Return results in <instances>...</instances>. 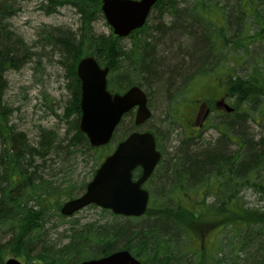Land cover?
<instances>
[{"label":"trees","instance_id":"1","mask_svg":"<svg viewBox=\"0 0 264 264\" xmlns=\"http://www.w3.org/2000/svg\"><path fill=\"white\" fill-rule=\"evenodd\" d=\"M22 1L28 0L0 2V98L3 96L2 71L21 69V58L31 59L23 38L5 33V28L1 25L4 15L9 16L14 10L17 11V5ZM224 1L227 0H159L152 14L157 11L159 17L163 14L174 15L180 2H189L191 10L198 15L197 19L203 20L215 32L226 33L228 24L225 15L229 5L221 6ZM235 1L245 22L239 39V46L244 47V52L230 61L244 66L250 56H255L253 44L264 40V0ZM46 2L51 11L70 6L83 17L84 27H81L78 38L76 34L71 35L60 28L64 38L55 44L67 62V77L71 80L68 90L72 95L65 109V118L73 119L71 124L75 131L73 140L70 139V147H77L79 154L91 153L94 156L92 177L118 143L141 127H137L131 120L130 125L121 131L127 117H131L130 113L125 115L108 145L99 148L90 145L87 136L79 129L82 115L81 80L77 76V66L86 56H94L101 67L110 68L108 90L112 94H122L130 85L140 84L155 89L156 95L163 102L171 95L169 98L173 100V109L178 116L174 122L177 124L176 128L183 129L184 137L179 147L173 151L176 157L171 161L167 158L168 152L160 140L158 130L153 127L148 129L156 137L162 160L147 182L151 203L144 216L123 217L103 210L104 213L111 214L112 222L87 223L67 236L69 242L64 248L59 251L44 249L42 253L32 251L33 243L38 242V239L32 238L31 233L35 229L34 220L33 226L30 222L31 212L36 213L41 220L43 217L47 220L51 199L57 198L58 215L65 219L60 214L62 198L70 200L80 196L87 183L71 181L65 185L44 178L40 173V167L46 162L37 161L43 158L41 156L44 153L53 152L59 140L58 133L50 132L47 136L42 134L38 148L26 143L17 145L11 141L12 128L8 118L0 117V161L3 168L0 221L17 240L11 246L0 248V264H5L9 256L21 259L24 264H79L86 259L105 257L118 250L130 251L143 264H264V252L260 253L264 251V206H250L245 200L246 192H250L264 203L262 57L252 63L250 70L246 68L245 75L235 81L231 78L233 67L228 57L221 58L225 60L214 67L200 66L202 71L189 77L190 72L203 60L207 48L206 38L196 32L195 28L178 30L181 38L191 34L188 45L179 44L178 41L170 46L164 45L167 51L162 57L147 55L145 51L150 44L147 41L150 37L147 26L130 36L129 47L123 45V39L112 33L106 36L94 32L92 23L104 18L102 0ZM214 14L218 20L211 18ZM214 39L217 53H220L224 47V36L217 35ZM177 47L178 51L175 50ZM141 68L142 72L148 70L146 74L143 72L146 80L141 78ZM187 78L189 80L185 82ZM209 84L211 87L208 90L206 87ZM174 90L177 94L172 95ZM219 91H223L225 96L216 101ZM190 93L198 95L188 100ZM204 99H207V103L208 99H212L208 103V109L211 114L216 113L218 124H203L202 131L195 133L192 132L195 128L192 125L195 122V110L198 105L201 104L202 107L205 104ZM222 100L228 104L230 102L233 108L231 113L217 107ZM182 103L186 107L193 104L191 110L183 113ZM250 122L260 129L258 135L248 132L247 125ZM190 128L192 133L187 134L186 130L189 131ZM212 129L215 130L213 139L216 141L207 142L204 134ZM225 141L238 144L237 152L229 151ZM17 148L19 152L15 151L16 154L13 155L12 151ZM236 158H239V167L234 163ZM139 175L140 169H137L134 176ZM7 177H11L10 181ZM155 194L159 200L154 198ZM31 202L38 209L30 205ZM226 228H232L234 234L229 237L226 246L221 243L217 246L215 237L220 230ZM194 238L201 242L197 249L192 246ZM239 252L245 253L246 259H242Z\"/></svg>","mask_w":264,"mask_h":264},{"label":"rangeland","instance_id":"2","mask_svg":"<svg viewBox=\"0 0 264 264\" xmlns=\"http://www.w3.org/2000/svg\"><path fill=\"white\" fill-rule=\"evenodd\" d=\"M20 7L21 11L18 15L10 19V25L13 28V31L21 35L26 41H36V33L42 27L54 26L70 29L72 31H76L79 27L78 16L71 8H64L60 10L59 13L48 16L41 9L40 4L37 1L24 2ZM159 18L160 17L158 16L157 11H154L150 25L157 24L159 22ZM211 18L213 20H218V17L215 14L212 15ZM94 30L96 34L109 35L111 27L108 25L105 18H101L97 23H95ZM123 45L129 47L130 41L127 39L124 40ZM253 45L255 56H250V58L245 61L246 63L248 62V64L245 63L244 65V67L248 68V70H250L253 62L258 61V58L262 57L264 61V40H258L257 43H254ZM257 48H260L261 50L256 52ZM159 53L160 54L158 55H165L164 52ZM36 59L40 60V62L37 64H28V67L22 69L21 71L11 70L8 74L10 88L5 95V98H7L16 109L12 118V123L19 130L24 131L32 142L36 141L37 134L40 132L41 127L54 129L59 134V140L62 138L65 139L67 137L65 136V133H67L68 130H73L71 122L66 121L63 117L65 106L70 99V93L67 88L68 81L64 78L65 68L61 66V63H59V55L52 53L51 51L42 53V55ZM210 87L211 85L209 84L206 88L209 90ZM197 95L198 93H190L188 95V100L195 98ZM216 96H218L216 99L217 101L222 99L225 94L223 91H219ZM211 100L212 99H208V103H210L209 101ZM206 101L207 99H204L205 105L201 107L200 104L195 110L193 119L195 122L192 123L195 128L192 132L199 133L202 131L203 128L198 126L201 122L205 125H209L210 123L215 124L216 121L218 122L216 113H212L211 115L210 113L207 115L205 114L207 108L209 107ZM192 105H189L188 107L183 105L181 111L184 113L186 110H191ZM213 105H215L214 102ZM152 107H154L153 119L142 127L141 131H146L152 127L159 128L161 130V119L165 118V112L168 113L169 118L173 121H176V118L178 117L177 113L173 109V106L169 102L164 103L158 94H154L152 97ZM132 119L133 116L130 118L127 117L124 125L121 127V131L130 125ZM166 125L167 124H165L166 133L164 134L161 132V135L165 137L163 138L165 140H163L164 145H168L166 144V137L172 139L174 141L173 144L176 145V143L184 137L183 129L175 127V129L172 130L173 127L167 128ZM249 125L252 127L254 132H260V129L255 123L251 122ZM194 126H191V128ZM191 128L189 131L188 129L186 130L187 134L192 133ZM204 137L205 140H212L215 137V130L212 129L205 133ZM94 166V156L91 153H88V155L79 154L72 156V160L70 161L59 160L55 156L53 158H48V161L44 164V166L40 167V173L43 176L53 179L59 183H65V185H68L71 181L88 183L92 179ZM146 188L149 189L148 185ZM154 196H156L154 198L159 200L156 194ZM64 200L65 199L62 198V201ZM245 200L250 206H255L257 203L256 198L252 193H248ZM56 202L57 198L51 199V209L47 216V223L45 225L46 229L44 236H42L43 238L47 237L65 245L69 242V238H67V236L73 234L77 228L94 221H113V217L110 213H104L102 209L92 206L71 217L62 219L58 215L59 212L57 211L58 207ZM30 205L35 206L34 202H31ZM35 209L38 208L35 206ZM232 230V228H226L217 233V237H215V243L217 246H219L220 243L224 246L229 243V237L234 234ZM2 233L3 235L0 237V241L2 239L11 238V231L9 229H4ZM37 239L38 241L41 240L40 237ZM194 240L195 242H193L192 246L197 249L201 242L199 240L196 241L197 239L195 238ZM41 244L42 242L39 241L37 245ZM37 248L39 251L42 247ZM261 252L264 251H260V253ZM239 255L242 259H246L247 257L245 253L239 252ZM19 260L24 264L21 259Z\"/></svg>","mask_w":264,"mask_h":264},{"label":"water","instance_id":"3","mask_svg":"<svg viewBox=\"0 0 264 264\" xmlns=\"http://www.w3.org/2000/svg\"><path fill=\"white\" fill-rule=\"evenodd\" d=\"M158 0H102V11L116 35L125 37L141 28ZM109 68H102L93 56L78 64L81 80V119L79 129L93 148L109 144L124 116L135 110V125L141 126L152 117L147 93L133 87L123 94L108 90ZM227 112L233 108L224 103ZM209 111L207 112V114ZM155 136L135 131L121 141L98 168L85 192L61 208L64 216H73L90 205L110 210L115 215L141 217L146 214L150 192L144 188L161 160ZM141 174L134 179V171ZM5 264H23L10 257ZM80 264H143L128 250L82 261Z\"/></svg>","mask_w":264,"mask_h":264},{"label":"bare ground","instance_id":"4","mask_svg":"<svg viewBox=\"0 0 264 264\" xmlns=\"http://www.w3.org/2000/svg\"><path fill=\"white\" fill-rule=\"evenodd\" d=\"M3 1H8V0H0V2H3ZM34 1H37L40 4L41 9L48 16L57 14V13H59L60 10H62L64 8L73 9L74 12L76 13V15L78 16V20H79L78 29L76 31H72V30L66 29V28H61V29L67 30L71 35L76 34L75 36H77V38L80 36L81 27H84V25H83V17L77 12V10L72 8V7H70V6H63V7H58L55 11H51L47 7L46 0H28V1H22V2L18 3L17 11L14 10L13 14H11L9 16L4 15L5 18H4V21L1 23V25L3 24V26L5 28L4 29L5 33H10V34L13 33V34H15L17 36L22 37L17 32L13 31V28L10 25V19H12L13 17L18 15V13L21 11V7L20 6H21L22 3H24V2H34ZM12 4L15 5L16 3L12 2ZM224 5L225 6L229 5V6H227V11L228 12L225 15L226 22L228 24V26H227L228 27V31L226 33L215 32L212 29H210V27L207 24H205L203 22V20L197 19L198 15H197V13L194 10H191V6L192 5L189 2H180L179 9L176 11V13L174 15L167 16V15L163 14L159 18V22L157 24L150 25L151 18H152V15H153L152 11L154 10V7H155L154 6L152 11H151V13H150V15L148 16L145 24L141 28L133 30L129 35H127L125 37H120V36L116 35L115 32H114V28L108 23V21L105 18V16H104V18H105L106 22L108 23V25L111 27L110 34L112 33L116 37L123 39V42L126 39L129 40L130 41V45H131L130 36L134 32H136L138 30H141V29H143L144 27L147 26L148 27L147 33L150 34V37H149V39H147V41H149L150 44H149V46H148V48L146 49L145 52L147 53V55L150 54V55H154V56H157L158 54H160L159 52H164L165 53V51H167L166 50L167 47L164 46V45L170 46L172 44L178 43V41H179V44L188 45L191 42V37H192L191 34H187V36H185V38H181V36H179V31L178 30H181L183 28H186V29L187 28H195L197 30L196 32L201 34L202 37L204 36L206 38L207 42L206 41L205 42L207 43V48H206V51L203 54V60L200 63L197 64L198 66L196 65V67H195V69L193 71L190 72V74H189L190 76L189 77H191V76L197 75L199 72L202 71V69H200V66H204L205 65V66H209V67H214V66L220 65L219 63L221 61L225 60V59H221V58L228 57L229 61H230V59H235L236 58L235 56H241L243 54V52H244V47H240L239 46V41H240L239 39L242 36L241 33H242V31H244V26H245L244 18L240 16L239 6L237 5V2L235 0H231V1L227 0L226 2L224 1V2H222L221 6H224ZM263 6H264V2H263ZM198 20H199V22H198ZM97 22L92 23L93 29H94L95 23H97ZM181 24L184 25V26H182ZM94 32H95V30H94ZM72 33H74V34H72ZM97 35H99V34H97ZM109 35H106V36H109ZM217 35H223L224 39H225V41L223 43L224 47H223V49L221 50L220 53H217V49H216L215 43H214V41H215L214 38ZM36 37H37L36 41H26L22 37L24 42H25V45H26V50L28 49L27 53L31 56V59H26L24 57L21 58V60L19 61L21 69L14 70V71H21L22 69L27 68L28 64H31V63L37 64L38 62H40V60H38L36 58H39L42 55V53H44L46 51H51L52 53L58 54L59 57H60L59 63H61V66L65 68L64 78H66V80L68 81V83H67V88H68L69 83H71V80L67 77V75H68L67 74V68H66L67 62L63 59V55L61 54V51L57 49V46L55 44V42H58L61 38H64V35L62 33H60V28L59 27H54V26L53 27H42L41 29H39L37 31ZM215 49H216V51H215ZM175 50L178 51L179 47H177ZM258 50H261V49L257 48L256 52H258ZM159 56L162 57V55H159ZM230 64H231V67H233V70L231 72V74H232L231 78H232L233 81H235L236 78H239V77H242V76L245 75L246 68L243 65H241L239 63H236V62H231V61H230ZM102 68H106V67H102ZM107 68H109V67H107ZM139 70H140L141 74H143V75L139 74V75H141V78L146 80V76H144V73L146 71H148V70H146V69L143 70L144 73L142 72V68L139 69ZM10 71L11 70L2 71V74H1V82H2V85H3L1 89H3V96H1V98H0V117L4 116V117L8 118L9 126L12 128V133H11V141H12V143L17 144V145L26 143V145L27 144L28 145L31 144L32 146L38 148L41 145V135L42 134L47 136L48 133L56 132V131L54 129H46V128L41 127L40 132L37 134L36 141L32 142L30 140V138L28 137V135L24 131L19 130L12 123V118H13V116L15 114L16 109L14 108L13 104L7 98H5V95H6V93L8 92V90L10 88L9 80H8V74H9ZM109 72H110V68H109ZM77 76H78V66H77ZM108 76H109V73H108ZM188 80L189 79L187 78L185 80V82H187ZM179 85H177L176 88H178ZM133 87H138V88L142 89L144 92L147 93L148 101H149V104H150V109H151L152 113H154V107H152V97H153L154 94L156 95L155 89H152L151 86L135 84V85H130V87L124 93H126L128 90H130ZM69 93H70V91H69ZM113 94H119V93H113ZM171 94L175 95V94H177V91L174 90ZM71 95H72V93H70V98H71ZM169 97L164 100V103L169 102L173 106L174 102ZM80 103H81V99H80ZM181 105H183V103ZM67 106L68 105L66 104L65 109L67 108ZM80 109H81V107H80ZM81 113H82V111H81ZM132 116H133L132 120L134 122V120H135V110L131 114V117ZM153 116H154V114H153ZM63 117H64V119L66 121H70V122L73 121V119L65 118V110H64ZM161 121H162L161 122L162 127L159 125L161 127V130L159 128H155V129L158 130V132L160 134V140L162 141V143H164L165 140L163 138H165V137H163L161 135L162 134L161 132H163L164 134L166 133L165 124H167L166 125L167 128L173 127L172 130H174L175 127H177V124L173 120H171L169 118V115H168L167 112H165V118H162ZM134 124H135V122H134ZM215 124H218L217 121H216ZM247 127H248V132L250 134L255 135V136L258 135L256 132L253 131L252 127L249 124L247 125ZM133 132H135V131H133ZM133 132H131V133H133ZM146 132H150V133L153 134L152 131L146 130ZM74 133H75L74 130H68L67 133H65V136H67V137L65 139L62 138V139L57 141V143L55 144V146L53 148V152L51 154L44 153L41 156L43 158H39V160L37 162L38 163L39 162H47L48 158H53L55 156L59 160L70 161V160H72V156L79 155L77 147H73V146L70 147V145H71L70 144V141H71L70 139H72L74 137ZM155 139H156V137H155ZM169 139L170 138L166 137V144H168V145H165L166 149H167V152H168L167 158L171 159V161H173V159H175V157H176V154L173 153V151H175V149L177 147H179V145L183 141V138L178 143H176V145L173 144L174 141L172 139H170V140ZM206 141L207 142L208 141L215 142L216 139L206 140ZM225 142H226L225 144L228 146L229 151L235 152V153L237 152L238 144L231 143V142H228V141H225ZM156 143H157V140H156ZM18 150H19V148H17L16 150L12 151V154L13 155L16 154V152H19ZM1 151H2V146L0 144V159H1V154H2ZM84 155H88V153H86ZM234 163H235V165L237 167H239L240 166L239 165V158H236ZM43 177L47 178L45 176H43ZM93 177H92V179H93ZM10 178L11 177H7L6 179L8 181H10L9 180ZM47 179H49V178H47ZM2 183H3V168L1 166V161H0V187H1ZM4 183H5V179H4ZM248 193H250V192H246L245 195H247ZM70 200H72V199H70ZM70 200L62 201L61 208L64 206V204H66ZM256 202L257 203L255 204V207L256 206L257 207H263L264 206V203L260 202L257 198H256ZM60 214L62 215L61 209H60ZM62 216L64 218H67V216H64V215H62ZM68 217H71V216H68ZM33 220H34V226H33ZM30 222H32V226L35 229L33 231V233H31L32 234V238L33 239H37L38 237H40V239H41L40 241L42 242L41 245H37L39 241L33 243V247H32L33 250L32 251H35V250L37 252H39V251L41 252L42 251V253H43L44 249L45 250L52 249V250H55V251H59V250H61L62 248L65 247L64 244H61V243H59L56 240H52V239H49L47 237H45V238L42 237L45 234V229H46L45 225L47 223L46 218L43 217V220H41L36 213L31 212ZM3 226H4V224L0 221V237L3 235L2 232L5 229ZM6 230H8V229H6ZM16 241L17 240L15 239V235L12 236V234H11V238L2 239L0 241V248H5V247H8V246H11L14 243H16ZM262 243H263V246H264V235H263ZM254 246H256V245H254ZM37 247H40V248L42 247V248L39 249V251H38ZM114 252H116V251H114Z\"/></svg>","mask_w":264,"mask_h":264},{"label":"flooded vegetation","instance_id":"5","mask_svg":"<svg viewBox=\"0 0 264 264\" xmlns=\"http://www.w3.org/2000/svg\"><path fill=\"white\" fill-rule=\"evenodd\" d=\"M161 163V162H160ZM206 240V239H205Z\"/></svg>","mask_w":264,"mask_h":264}]
</instances>
